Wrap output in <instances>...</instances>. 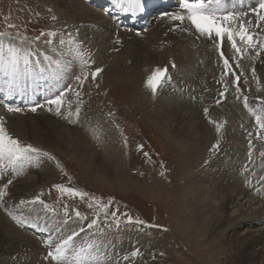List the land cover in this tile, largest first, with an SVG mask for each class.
I'll list each match as a JSON object with an SVG mask.
<instances>
[{
	"label": "rangeland",
	"instance_id": "1",
	"mask_svg": "<svg viewBox=\"0 0 264 264\" xmlns=\"http://www.w3.org/2000/svg\"><path fill=\"white\" fill-rule=\"evenodd\" d=\"M80 1L86 6H90L91 8L94 7H92L91 1ZM80 1L77 0V3L81 4ZM255 1L257 2V0ZM56 2L58 3L56 4ZM62 2L63 1L60 2V0H0V31H7L9 36H14L16 32L19 31L29 38L39 36L42 31L45 33L55 32L56 36L41 37L40 40H34L31 44V49L34 53V61H39L41 66L44 67L49 65V61L45 60L46 56L50 57L53 61H57L55 60L57 58H54L53 54H48L47 50L52 51L51 48L62 52V54L66 50H68L67 52L72 51V53H70L74 54V57H78L79 55L74 52V44H78L83 55L88 57L86 54L88 43L94 40L97 35L101 36L100 30L98 26H96L97 23L94 20L92 22L87 20L85 21L87 23H85L82 16L76 17V13H69L71 10L67 9V6L65 8ZM93 9L103 12V10H99L97 7ZM238 12L243 14L240 11ZM169 13L174 14L175 12L171 11ZM182 13L183 12H181V14ZM66 14L70 15L67 16ZM72 14L75 15L73 16ZM259 14L263 15L260 11ZM53 17H55V19H53ZM254 17H258L257 13ZM185 22L186 20L181 24L179 21H174L170 31L165 32L166 30H163L168 40L162 41H159L160 30L154 29V25L137 29V34L134 32V29L128 31L126 28L119 29L117 26L118 29L113 31L112 37L116 35L120 38L117 39V43L115 42V44L118 45H114V47L110 46L108 49V51L110 50L112 52L111 56L115 60L117 59L115 56L121 53L125 47H131L135 50V53L139 55L140 53H146L151 57L150 61L148 60L144 63H140L138 68L137 66L134 68L129 66L132 59H135L132 58L134 55L129 57V54H127V57L130 59H127L126 65H119L120 69H118H129L127 73L128 78L124 80H111L112 77H109L105 72L107 69L106 65L100 67L102 72L93 80L91 72L98 68V66H95L93 58L91 59L92 62H87V66L80 68V70L76 68V73L78 72L77 75L75 74L76 76L71 74L69 77L64 69L65 63L63 64V62L59 61L62 68V73L59 77L67 76L66 78H70V83L80 88L78 92L75 91V93L71 95L72 104H74L76 108H80L79 119L76 123L70 122L75 118V112L72 117L60 119L53 113L38 110L40 108H36V111L30 109L25 112L22 110L27 107H24L20 112L15 111L10 114L4 112V108H1L3 106H0V112L3 111L5 114V117L0 119H2L5 128L12 137L20 140L24 144H31L55 158L40 157L39 160L35 162L34 166L26 167L21 175L13 176L12 173L9 172L7 175L0 177V186L6 184L9 179L14 182L8 186L7 195L4 197L3 201L0 202V214L11 224L13 229L12 240L7 238L8 241H6L7 239L4 240L3 237H0V257L4 254L0 258V263L6 262L8 264L13 262L11 264H21L27 262L31 260L29 250L33 248L36 257L35 264H52L50 259H45L48 251L51 249L45 245L44 241L45 239H49L50 233L44 231V233H37L38 229L35 231L33 229L34 227L31 226L32 224H37L43 227L49 226L53 229L56 227L61 228V232L52 237L57 243L59 242L58 236L66 237L73 231L79 233L76 238L77 245H81L84 241L99 242L101 244V250L106 254V264H264V247H262L263 244H260L263 239L260 238L257 240L258 234L256 235V233H258L257 229L264 227V216L261 215L262 219L260 221H254L249 225L246 222H242L241 225L238 224L235 228L231 229L233 224L230 222L235 216H229L231 215L230 206L223 203L224 205H221V210H223L217 213L215 222H213V219H210L211 216L207 219H205L204 216H200L197 219L200 213L196 211V205L193 206V201L190 200L191 197H188L189 190H186V186L184 185L185 180H183L185 168L188 170L191 168L190 161L198 160V162H203V164L197 167V171L199 172V169H202V166H204L203 169L206 170L204 173H207L205 176H209V178L213 176L214 178H212L219 182L215 183V180H210V183L213 182L215 185V190L218 188V191H221L224 186L225 189L229 186H234L235 190L237 189L235 193L239 195L240 199H242L241 197L246 193V197L244 196L243 200L250 198L249 200L253 202H251V204L254 207L257 206L254 208V211L257 212L262 208L264 209V146L262 145L264 143V129L256 122L257 115L264 117V60L262 68L254 72L251 71L249 75L250 80L249 78L243 79L242 83H245V85L249 87L244 91H235V95H233L234 98L230 96L231 99L229 98L226 101L225 98H220L218 99L221 100L219 104H211L212 106L201 104L196 106L197 108L187 109L189 111L188 113H194V117L198 122L202 121L201 127L196 128L200 134L198 141L196 138L192 139L191 144L188 146H184L185 144L183 145V143H187L185 140L188 141L189 133H191V131H186L189 129L192 130L190 122L188 124L185 123L182 118L172 115V112H168L166 115L160 113L162 110H159L161 108L159 105L157 111H160L159 114L162 117L159 116L161 118H166V120L160 124L159 121L150 119L147 114L144 115L137 103L141 94L149 97L150 95H154V100L162 96L165 90L166 93L170 92L169 95H171L172 92L170 88L173 86L175 90H178L188 100L196 101L205 95L203 97L211 101L208 95V93H211V90L208 89L209 91H207L205 87L203 89L200 87L204 80L210 79L209 81L211 82L212 79H215L216 76L213 77V74L216 73V63L204 60L201 57L202 48L197 41L205 38V36L195 33L190 24L186 27ZM88 23L95 24L92 27V25ZM252 23L253 26L250 31L253 33V43L256 46L252 47L251 51L247 54L248 61L261 56L260 51H256V47L264 41V21H258L256 25V22L252 21ZM8 25H15L16 27L8 28ZM93 31L95 32L93 33ZM109 32H111V30H109L108 33ZM94 35L96 37H94ZM133 35H136L139 40L134 41L130 39L131 37L121 39V37ZM147 36L150 37V40L146 39ZM152 39H156L157 42L154 43ZM49 40L51 42H48ZM177 40L185 43L186 48L191 51L190 60L193 61L190 66L193 71L183 78H180V74L177 72L179 69L176 71L173 68L177 64L175 61L176 59L174 60L171 53L170 55L169 53L167 54V50L164 49L167 48V46V49H169L171 47V42H177ZM62 41L63 43H61ZM237 41H240L239 38H237ZM148 43L151 44L149 48ZM147 51L150 53H147ZM121 58H123V54ZM65 60L66 59H64V61ZM45 61L47 62L45 63ZM231 67L233 68L232 63ZM156 69H166V73L162 83L157 88L156 92L153 93L152 90L146 86L145 81ZM84 73L88 74L87 79H84ZM77 76L81 77L83 81L82 84L76 79ZM250 81L253 90L250 88ZM88 83L99 86L106 85L107 87L106 91L100 95L103 97L101 100L103 104L102 117H105L107 122H103V127L98 129L100 125L97 120L98 125L95 124V127L96 125L98 127H96L93 132L81 130L82 124L91 126L93 121H95L94 117L86 113L87 110H85V103L83 102L87 98ZM235 83V88H238L237 82ZM33 88L37 90V93L39 92L37 84H33L30 90L32 91ZM77 93H79V95ZM17 94L19 96L18 98H22L25 105H28L25 100L28 93L27 95L22 94L24 97L19 93ZM94 95L99 97V93H95ZM215 95L217 96V91H215V94L213 93L212 97L217 98ZM245 97H247L248 106L253 110L252 112H249L248 108L244 107ZM81 102H83L84 105ZM225 103L226 107H223ZM100 105L101 102L99 103V106ZM205 105L206 108L209 107L207 114H205L204 111ZM215 106H217V108ZM220 108L223 110L221 109L222 111H220ZM44 109L48 110L47 108ZM229 109L231 110L230 112H228ZM52 110L55 111V109ZM18 117L23 119H34L35 122L41 126V128L37 130V132L39 131L38 134H36L37 132L35 131L31 132L32 129L28 130L29 133L27 132L26 137L19 132H14L13 129L15 127L11 125H15L17 121H19ZM168 118L169 121L167 122ZM210 119L222 125L219 133L216 132L215 124L209 122ZM46 123H49L51 129L46 128V131H43V125H46ZM56 123L64 124L69 130L75 129L80 137L94 150L96 148L101 152L100 148L103 149V152H101L103 155L101 156L108 161H111V157H109L110 155L107 153L106 148L102 147V138H110L111 134L107 131V128L111 127L122 144V164L115 165L120 167L124 171V175L130 177L132 180L119 181V176H116V179H114L111 175L114 172L110 173L108 176L105 174L104 176L107 178L99 174L96 176L93 173H90V175L86 173L85 167L87 165L85 161L83 162L79 158L76 159L68 155L69 153L64 150L65 148L63 145L55 141L51 133L54 128L58 129L57 127L59 126ZM159 124L162 126L160 127ZM166 124H168L169 127L171 125L172 129L170 131L166 128ZM249 127L255 128L251 135H247V129ZM222 134L227 135V137L230 136L227 138L226 136H222ZM255 137L259 139L250 142V140ZM234 141L235 144H233ZM255 143H260V148L263 149V151H261ZM214 144L217 145L216 148H213ZM233 149H237V151ZM145 153H148V155L145 156ZM211 156H213L212 160H216L215 162L211 160ZM232 167L233 170L231 169ZM48 170H53L54 172L48 173ZM219 173L222 176H218ZM40 174H45L44 177L46 180L38 179L37 177H39L38 175ZM214 174H216V177ZM222 178H224V180ZM30 179L36 181L32 183L31 188L26 187L27 190L25 189V191L21 189H19V191L15 190L14 187H16L15 185L17 183L20 182L24 184ZM237 181L239 183L236 185ZM57 184L86 192L89 196L81 199L78 196L62 194L53 187V185ZM237 187L243 191H238ZM240 192H242L241 196ZM209 194H211V191ZM37 195H40V198L48 204L50 208L55 209V212L45 210L43 205L40 204L23 205L19 208L16 207L19 201H29ZM90 197H95L102 204H108L109 200H111V205L108 208L109 215L107 220H105L103 211H100L95 204H93L91 208L88 206ZM206 198L207 197L204 196L201 199L203 201ZM191 199L193 200V198ZM65 205L67 206V215H65ZM27 208L32 209L30 210L31 217L23 216L28 222L23 225L17 224L12 218V215L19 218V215H22ZM76 211L80 213V217H76ZM113 211L116 212L119 218V226H117L116 221L111 216ZM9 213H12V215H9ZM125 213L127 215H123ZM47 215L48 217L46 218ZM247 215L251 216L252 214L249 212ZM127 216H131L133 222H127ZM205 216L208 217L207 215ZM93 219H97V225L89 229L87 226ZM137 219L145 223L138 225L135 223ZM79 222H81V224ZM235 222H237V219H235ZM81 229H84V231L81 232ZM100 229H103L102 233L99 231ZM246 230H248V234H244ZM19 233L25 234L33 242L32 247L25 244V238H19L21 237ZM246 235H248V237ZM9 241L11 245H9ZM15 243L16 246L14 245V247L13 244ZM5 247H7V249ZM22 247L24 248L22 249ZM260 247H262V249H259ZM12 249L15 250L12 251ZM5 252L8 253L5 255ZM3 257L4 259H2Z\"/></svg>",
	"mask_w": 264,
	"mask_h": 264
},
{
	"label": "bare ground",
	"instance_id": "2",
	"mask_svg": "<svg viewBox=\"0 0 264 264\" xmlns=\"http://www.w3.org/2000/svg\"><path fill=\"white\" fill-rule=\"evenodd\" d=\"M55 1H59V0H55ZM61 1H63L62 3L64 4L63 6L65 8L67 6L68 7L67 9L71 10L69 13H76V15L74 14L76 17L77 16H80V17L82 16L84 18V20L82 19L84 22L87 21V20L89 22L90 21L92 22L94 20L97 23L96 26H98V28H99V30L101 32V36H98L97 35V37H96L94 35V37H96V38H94V40H92V41H90L88 43L87 52H86V54L88 55V57L84 56V59H86L87 61H91V59L93 58L94 59V62H95V66H98V68L106 65V68L107 69H106L105 72L107 73V75L109 77H112V79L111 78H109V79H111L113 81H115V80H118L119 81V80H124L125 78L126 79L128 78V74L127 73H128V70L129 69H126V68L125 69H122V70H118V69H120L119 65H126L125 63H126L127 59H130L129 57L131 55H134L132 58H135V59H132V61H131V63H130L129 66H132L134 68H136V66L138 68V65H140V63H144L145 61H148V60L150 61L151 60V57H150L149 54H146V53L145 54H141L139 52L140 53V55H139L138 53H135V50H133L131 47H125V49H123V51H121V53L123 54V58H121V55H122L121 53L117 54V52H116L117 56H115V57H117V59L115 60L111 56L112 52L110 50L108 51V49L110 48V46H113L114 47V45H118V44H115V42L117 41V39H120V38L118 36H116V35L112 37L113 31H116V29H118L117 28V26H118L119 29H125L126 28L128 31H132L134 29V32L137 34V31H136L137 29L136 28H132L130 26H127V25H125L122 22H120L118 24V22H116L118 19H116V18L113 19V18L107 17V16H105L104 11L103 12L102 11L101 12L100 11H96L95 9H93L94 8L93 6H92L93 8H91L90 6H86L85 4H82L80 0H78V1H80V3L82 5L81 4H78L77 3V0H60V2ZM104 1H106V0H96V2H97L96 4L97 5H101ZM155 1L156 0H148V3L150 5L153 2H155ZM164 1H166V0H164ZM112 2H113V8L114 9L120 10L121 12H123L124 15L126 13H130V12H124L121 8L117 7L116 6V3L114 2V0H112ZM174 2L177 3L176 4L177 6L176 7H171V9L169 8V12L173 11V12H175L174 14H181V12H183V10L180 9V7H179V4H180L179 1H177V0H169V1L165 2V5L166 6H168V5L171 6L172 5L173 6V3ZM57 3L58 2H56V4ZM148 3H147L146 0H143L142 11H137V13H138L139 16H141L142 13L144 11H146V10H147V13H148V10H149L148 9V6H149ZM225 7H226V10L227 11L234 12L237 15V17H238V19L236 21L230 22L231 23V27H232V29H233L234 32L235 31H239V25L241 23H243L244 25H246L245 27L248 29V31L253 35V33L250 31L251 28H252V26H253L252 21L256 22L255 25L259 21L258 17H254V15L257 12H259V11L261 12V14L264 15V10H261V9L258 8V0H257V2L255 0H226V6ZM253 9H256V11H253ZM163 10L164 9H161L160 11H163ZM238 11L242 12L243 14L239 13ZM169 12L168 13L167 12H163L160 15L154 14V17L153 16H150L141 28H147L148 26H153L154 25V29H159L160 30V33H159V41L160 40L161 41L162 40H166L167 38L165 37V32L170 31V29H172V24L174 23V21L171 19V15L172 14H170ZM68 15H70V14H68ZM126 15H128V14H126ZM129 15H131V14H129ZM72 20H74V19H72ZM122 20L123 21H126L125 19H122ZM112 22H114V23H112ZM85 23H87V22H85ZM88 24H91V23H88ZM94 24H91L92 27L94 26ZM189 24H190V22H188L186 20L185 26L187 27ZM254 27H256V26H254ZM109 30H111V32L108 33ZM163 30H166V31L164 32ZM194 31H195V33H197L195 29H194ZM83 32H85V31H83ZM94 32L95 31H93V33ZM197 34H199V33H197ZM127 37H131L130 39H132L134 41L139 40V38L136 35L121 37V39H126ZM136 38H138V39H136ZM237 38L238 37H236V41H237ZM146 39L147 40H150V37L147 36ZM152 41L154 43L157 42L156 39H152ZM197 43H199V45L202 48V50H201V57L204 60H208V61H212V62H215L216 63V66H215L216 73L213 74V77L216 76L215 79H212L211 82L209 81L210 79L204 80L203 83L201 84V87H200L201 89H203L205 87V89L207 91H209L208 89L211 90V93H208V95L210 96L209 99H211V101H208L206 99V97H203L205 95L202 96L203 98L201 97L200 99H197L196 101L188 100L178 90H175L173 88L174 86L170 88L171 89L170 91L172 92L171 95H169L170 92H167L166 93V90H165V92H163V95L162 96H160V97L156 98V100H154V97H155L154 95L153 96L150 95V97H149L147 95L141 94L139 96V98H138V101H137L141 112L144 115L147 114L150 119L155 120V121H159L160 124H162V122H164V120H166V118H161L162 116L159 114L160 111H157L159 105L161 106V108L159 110H162V112H160V113H164V115H166V114H168V112H172L171 113L172 115H176V116L182 118L185 123L188 124L190 122V125H191L192 130H190V129L189 130H186V131H191V133H189L190 135L188 134L189 135V137L187 139L188 141L185 140V142H187V143H183V145L185 144L184 146L190 145L192 139H195L196 138L197 141H198V137H200V134L198 133V130L196 128H198V127L200 128L201 125H202V121L201 122L200 121L198 122V120L194 117L195 116L194 113H192V114L191 113H188L189 111L187 109L188 108H197L196 106L201 105V104H208V105H211L212 104V105H214L216 103V101L221 98L220 97V93L221 92H224V94H225L224 95V98H225V101H226V100H228L230 98V96L233 97V95H235L234 94L235 91H237V90H241V91L246 90V88L249 87V86L245 85V83H242L243 79L249 78V80H250L249 75H250L251 71H253V69L256 71V70L262 68L263 60H264V48L260 47V44H264V41H262L256 47V51H260L261 56L260 57H255V58L251 59L250 61H248V59H247V54L251 51L252 47H249L247 44L242 43L241 41H239V42L237 41V46L242 49V54L241 53H236L235 49L232 48L231 42H229L227 40V37L226 36L221 41L218 38H215V36L213 34V37L212 38H209V37L205 36V38L199 39L197 41ZM122 44H124V43H122ZM150 45L151 44H149L148 48L150 47ZM161 47H162V45H161ZM167 48H168V46H167ZM167 48H164V49L167 50V54L169 53V55H170V53H171L172 58H174V60L176 59L175 61H176V63L178 65L176 64L173 68L176 71H177V69H179L177 72H178V74H180L179 75L180 78H183L185 75H187V74H189L190 72L193 71V69L190 68L191 64L193 63V61L190 60V58H191V51L188 48H186L185 43L183 41H178V40H177V42L176 41H172L171 42V47L169 49H167ZM74 49H75V47H74ZM111 49H112V47H111ZM116 49H117V47H116ZM118 49H120V48H118ZM244 49H247V51H243ZM51 50L52 51L47 50L48 51V54H53L54 55V58H57L55 60L61 61V62H63V64L65 63V65H64L65 68L64 69H65V72L68 74V76L71 75V74H73V75L76 74L77 75L78 72L76 73V68H78L80 70V68L84 67L83 66L84 63H83V60L81 59V57L80 56L74 57L73 56L74 54H71L72 51H70L71 52L70 53V52H67L68 50H66L62 54V52H59L56 49L54 50L53 48H51ZM74 52H76V50ZM221 52L223 53V58H227L229 60V63L230 64H229L228 69H225L224 61H223V58L221 57ZM147 53H150V52L147 51ZM127 54H129V57H127ZM63 57H65V58H63ZM64 59H66V60L64 61ZM46 62L47 61H45V63ZM231 63L233 65V68L231 67ZM146 64H148V63H146ZM237 65H238V67H237ZM85 70H87V69H85ZM171 71H172V69H171ZM226 71L229 73L228 75L225 74ZM232 73H235V75H232ZM236 76H239V86H238V88H235ZM66 77L65 76H63L61 78L59 77V82L57 83L58 84L57 87L59 88L58 91H64L65 94H66V99L64 100V104H63V107L61 109V114L60 115H57L55 112H51L49 110H45L44 108H47L48 109L49 107H51L52 109H55V106H50V105L47 104V100L44 101V102H46V105H43V106L39 107L40 109H38V110H44L47 113H53L55 116L59 117L60 119H64L66 117H72V115L75 112L76 107L71 102V95H73L75 93V91L78 92L80 88H77L76 85H74L73 83H70V78H66ZM180 82H179V84H180ZM204 82H206V83H204ZM184 84H185V82H184ZM87 88H88L87 98H86L85 101H83L85 103V105H84L83 102H81V103H83V105L85 107V110H87L86 113L89 116L94 117L95 118V121H93V124L91 126H86L85 124H82L81 130L82 131H86V132H93L94 129H96V127H98L97 126L98 125L97 120L99 121V125H100L98 129H101L103 127V122H107L106 118L105 117H102V106H103V104H102V101L101 100H102L103 97L100 96L102 93H104L106 91V88L107 87H106V85H100L99 86V85H95V84H92V83H88L87 84ZM250 88H251V90H253L251 81H250ZM215 91H217V96L215 95L217 98L212 97L213 93L215 94ZM95 93L96 94L99 93V97H97L96 95H94ZM33 94H37V90H35V88L32 89V95H28L26 97V99H25L26 100V103L29 106H32L34 104L39 103L38 100H35L34 99ZM56 94H58V93H56ZM9 98H10V101H13V103L18 102L17 100L14 99V97H10L9 95H7L6 96V100L9 99ZM18 100L21 102V103H19L20 105L25 106V102H24V100L22 98H18ZM44 102L38 104V106H40ZM100 102H101V105L99 106V103ZM19 104H17V105H19ZM70 104H71V106H70ZM233 106H235V105H233ZM7 107L8 106H6L5 107L6 110L3 109V111L12 114V111H8L7 110ZM200 107H199V109H200ZM215 107L217 108V106H215ZM223 107H226V103L223 104ZM16 108H19L20 111L23 109V107H16ZM29 108L30 107H27L26 109H28V111H29L30 110ZM205 108H206V105H205ZM208 108L209 107H207V109ZM234 108H237V107H234ZM13 109H15V108H13ZM221 109L222 108H220V111L223 110V109L222 110ZM3 111L0 112V118L5 117V114L3 113ZM22 111H25L26 112L25 108ZM52 111H54V110H52ZM230 111L231 110L229 109L228 112H230ZM69 112L72 113L71 116L68 115ZM221 113H223V112H221ZM18 120L19 121H17V123L15 125H11V126H14L15 127L13 129L14 132H16V133L19 132V133H21V135H23L25 137L27 135L28 130H31L32 129L31 132L32 131L37 132L38 128H41V126L37 122H35V120L32 119V118L23 119V118L20 117ZM168 121H169V118L167 119V122ZM51 124H52V122H51ZM53 124H54V122H53ZM95 124H97L96 127H95ZM160 124H159V126L161 127L162 125H160ZM168 124H170V123H168ZM168 124H166V128L170 131L172 128H171V125L169 127ZM57 125L59 126V127H57L58 129L54 128L52 130V133H51L52 136L55 138V141L58 142V144L61 143L63 145V147L65 148L64 150L69 153L68 155H71V156H73V158H76V159L79 158L83 162L85 161V163L87 165V166L85 165L86 166L85 167L86 168V170H85L86 173H88L89 175H90V173H93L96 176L99 174V175L105 177L104 176L105 174L108 176V175H110V173L114 172L113 174H111L114 179H116V176H119V181H121V180L126 181L128 179H131L130 177H127V176L124 175V173H123L124 171L120 167H118V166L115 165V164H122V160H123L122 144L120 143V141L116 137V135H115V133H114V131H113V129L111 127H108L107 128V131L111 134L110 138H105V137L102 138V147H105L106 148L107 153L110 155L109 157H111V161H108L104 157L101 156V155H103V153H101V152H103V149L100 148L101 152L98 151L96 148L94 150L92 147H90L88 145V143H86L80 137V135L77 133V131L75 129L69 130V129H67L68 127H66L64 124L62 125V124H59L58 123ZM43 126H44V128L42 129L43 131H46V128H50L51 129V126L49 125V123L48 124L46 123V125H43ZM187 126H189V125H187ZM215 128H216V126H215ZM164 130H165V127H164ZM31 132H30V134H31ZM38 132L36 134H38ZM230 132H232V131H230ZM227 133H228V131H227ZM39 135H38V137H39ZM184 136H187V135H184ZM222 136H226L227 137V135H223V134H222ZM38 137H36V138H38ZM233 137H235V136H233ZM182 138H183V136H182ZM40 139H43V138H40ZM181 143H182V140H181ZM233 144H235V141H234ZM235 146H237V145H235ZM260 147H261V144H260ZM237 149L236 150L233 149V150L237 151ZM108 154H106V155H108ZM215 155H218V154H215ZM104 156H105V154H104ZM212 157L213 156H211V160H212ZM223 159H225V158H223ZM212 161L215 162L216 160H212ZM190 164H191L190 165L191 168L189 170L187 168H185L186 170L183 173V175H184L183 176V178H184L183 180H185L184 185L186 186V190H189L188 197L193 198V200L191 198H190V200L193 201L192 202L193 206L196 205V211H198V213H200V214H198L199 216H197V219L200 216H204L205 219H207V218H209L211 216L210 219H213V222H215V216L217 215V213L219 211H222L223 210V209L221 210V208H222L221 205L223 203H225V205H229L230 206L231 215H229V216H231V217L232 216H235V218L233 217V220L230 222V223L233 224V227L231 229L235 228L238 224L241 225L242 222L243 223L246 222L249 225V224H252L254 221H257V220L260 221L262 219V216H264L263 215L264 214V209L261 207L262 208L261 210H258L257 212L254 211L255 210L254 208L257 207V206L254 207L251 204L252 201L249 200L250 198L243 200L244 196L246 197V193L244 194L243 197H241L242 199H240L239 198V195H237V193H235L237 189L235 190V187L234 186H229L227 189H225L224 188L225 186H224L221 191L220 190L218 191V188L215 190V185L213 184V182L210 183V180L213 179L214 177L212 176L213 178L212 177L209 178V176H205L207 173L206 174L204 173V172H206V170L203 169L204 166H202V169H199V172L197 171L198 170L197 167H200L201 164H203V162H198V160H191L190 161ZM212 164H214V163H212ZM207 169H208V167H207ZM231 169L233 170V167ZM53 172H54L53 170H48V173H53ZM221 174H223V173H221ZM209 175H210V173H209ZM230 175H232V174H230ZM38 176H39V177H37L38 179H41V180H44L45 179L46 180V178L44 177L45 174H40ZM214 176L216 177V174H214ZM218 176H222V175H220V173H219ZM234 177H236V176H234ZM105 178H107V177H105ZM224 178H222V179L224 180ZM232 178H233V176H232ZM213 180H215V179H213ZM229 181H231V180H229ZM238 181L236 182V185H237V183L240 182V181L239 182ZM33 182H36V181L30 179V180H28L24 184H22V183L19 182V183H17L15 185L16 187H14V188H15V190H18V191H19V189L25 191L26 187H30V188L32 187V183ZM217 182L218 181H216L215 183H217ZM2 183H4V182H2ZM223 183H225V182H223ZM238 185H240V184H238ZM218 186H219V184H218ZM12 190H14V189H12ZM210 191H211V194H209ZM238 191H243V190H240V188H238ZM215 192H217V193H215ZM241 194H242V192H240V196H241ZM26 195H28V194H26ZM204 196H206L207 198L202 201L201 198H203ZM187 199H189V198H187ZM253 201H254V199H253ZM260 206H258V207H260ZM263 207H264V205H263ZM30 210H32V209H30V208L25 209L24 213L22 215L21 214L19 215V218L21 216H22L21 217L22 219H24V217H31L30 216L31 215ZM249 212H250V214H252L251 216L249 215L250 217L247 215V213L249 214ZM205 215H207L208 217H206ZM47 217H48V215L46 216V218ZM235 219H237V222H235ZM79 223L81 224V222H79ZM209 223H210V221H209ZM41 228H43L42 225H40L39 227L34 228V229H38L39 232H43V231L40 230ZM257 231H258V233H256V235L258 234L257 240H259L260 238L263 239V240H261L262 243H260V244H263L262 247H264V227H261V228L257 229ZM15 232H16V230H15ZM245 232H244V234H248V230H246ZM250 232H251V230H250ZM19 235L21 236V237H19L20 239L22 237L26 239V242L27 243L25 242V244L30 245V247H32L33 242L25 234L19 233ZM12 236H13V229H12L11 224L9 222H7L5 220V218L0 214V237H3L4 240L7 239V238H9L10 240H12L11 239ZM242 236H243V234H242ZM246 236L248 237V235H246ZM13 239H14V237H13ZM15 239H17V238H15ZM4 240H2V241H4ZM6 241H8V239ZM13 241H11V242H13ZM16 242H17V240H16ZM19 243H20V241H19ZM21 243H23V242H21ZM17 244H18V242H17ZM9 245H11L10 244V241H9ZM14 245L16 246V243L13 244V246ZM7 247H5V248L7 249ZM262 247H260L259 249H262ZM23 248L24 247H22V249ZM14 250L12 249V251H14ZM18 250H19V248H18ZM33 250H34L33 248L31 250H29V254L31 255V260H29L27 262H24V263H21V264H35L36 257H35V252H33ZM9 251H10V249H9ZM7 253L5 252V255ZM161 258H162V256H161ZM2 259H4V257ZM7 259H5V260H7ZM130 260H132V259H130ZM11 263H13V262H11ZM11 263H8V264H11ZM0 264H7V263L6 262H1Z\"/></svg>",
	"mask_w": 264,
	"mask_h": 264
},
{
	"label": "snow or ice",
	"instance_id": "3",
	"mask_svg": "<svg viewBox=\"0 0 264 264\" xmlns=\"http://www.w3.org/2000/svg\"><path fill=\"white\" fill-rule=\"evenodd\" d=\"M116 6L121 8L124 12L135 13L137 11H142L143 0H114ZM226 0H180L179 7L183 10L182 14H172L171 19L173 21H179L181 24L187 20L190 22L191 26L199 33L201 36H207L209 38L213 37L223 40L227 37V40L231 42L232 48L235 49L236 53L242 54V49L237 46L236 37L242 43L247 44L249 47H255L253 43V36L248 31L243 23L239 25V31H233L231 27L232 21L238 19L234 12L226 10ZM259 9L264 10V0H259ZM256 11V9H253ZM259 21H264V15H260L257 12ZM55 19V17H53ZM259 26V25H258ZM8 28H15V25H8ZM55 32H41L39 36L35 38H29L26 35L21 34L19 31L16 32L14 36H9L7 31H0V92H4L7 95H15L17 93L27 95L28 91L32 88L33 84L43 88L44 84L49 82L58 83L59 75L62 71L59 61H53L50 57H45V60L49 61L47 67L41 66L39 61H34V53L31 49V44L33 41H38L41 37H54ZM48 42H51L50 40ZM63 43V41L61 42ZM77 55L81 57L83 63L87 65V60L84 59V55L80 50L78 44H74ZM260 47L264 48V44H260ZM243 51H247L244 49ZM221 57L223 58V53L221 52ZM225 69L229 67V60L223 58ZM238 67V65H237ZM255 70L253 69V72ZM102 72L101 68H96L91 72V77L93 80L96 79L97 75ZM47 73L48 75H45ZM166 69H156L149 75L145 81L148 88L152 90L153 93L156 92L157 88L162 83ZM226 75L229 73L226 71ZM235 75V73H232ZM88 78V74L84 73V79ZM76 79L83 83L81 77L77 76ZM44 83H38V82ZM239 76H236V82L238 87ZM54 86V84H53ZM51 90V89H49ZM79 95V93H77ZM224 92L220 93L221 99L224 98ZM65 92L60 91L59 94L54 95L51 99L47 100V104L50 106H55V111L57 115L61 114V109L64 104ZM221 100H217L216 103L219 104ZM244 107L248 108L249 112L253 110L249 108L247 97L244 98ZM32 111H36V107L31 108ZM52 111V108H48ZM8 111H20L19 108L9 107ZM205 114L208 113V109H204ZM69 116L72 115L71 112L68 113ZM80 108L77 107L75 110V118L70 122L76 123L79 119ZM67 118V117H66ZM210 123L215 124L216 132L221 131L222 125L216 121L209 120ZM256 122L264 129V117L257 115ZM142 147V146H139ZM217 145H213L216 148ZM148 153H145L147 156ZM40 157H49L50 159H55L51 157L49 153L43 152L42 150L34 147L31 144H24L20 140L12 137L4 126L2 119H0V177L7 175L9 172L13 176L23 174L26 167L34 166L35 162L39 160ZM12 180L9 179L6 184L0 186V202L3 201L4 197L7 195V188L12 184ZM62 194H69L72 196H78L81 199L88 197L89 194L86 192H81L77 189L66 187L64 185H53ZM89 207L91 208L93 204L103 211L105 220L109 215L108 208L111 205V200L108 204H102L95 197H90ZM43 205L44 209L49 212H55V209L50 208L41 198L37 195L35 198L29 201L21 200L16 207L23 205ZM12 215V213H9ZM65 215H67V206L65 205ZM76 217H80L78 211L75 212ZM123 215H127L126 213ZM112 218L116 221L117 226H119V218L115 211L111 213ZM12 218L17 222V224L23 225L28 221L26 219L18 218L12 215ZM127 222H133L131 216H127ZM136 224H144L142 220H135ZM97 225V219H93L88 228L92 229ZM32 227H39L37 224H32ZM41 231L50 233L49 239L45 240L44 243L51 250L48 251L46 260L52 262V264H106L105 256L106 254L101 250V244L96 241H84L81 245L76 244V238L79 233L73 231L70 235L58 236L59 242L57 243L52 237L56 236L61 232V228H52L45 226L40 229ZM84 229H81L83 232ZM101 233L103 229L99 230ZM54 245V247H53Z\"/></svg>",
	"mask_w": 264,
	"mask_h": 264
}]
</instances>
